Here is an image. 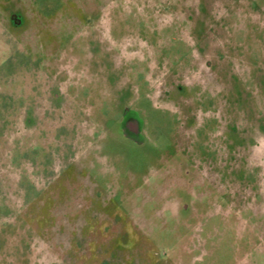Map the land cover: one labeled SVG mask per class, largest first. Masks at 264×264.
I'll list each match as a JSON object with an SVG mask.
<instances>
[{
    "label": "rangeland",
    "instance_id": "374dc122",
    "mask_svg": "<svg viewBox=\"0 0 264 264\" xmlns=\"http://www.w3.org/2000/svg\"><path fill=\"white\" fill-rule=\"evenodd\" d=\"M0 264H264V0H0Z\"/></svg>",
    "mask_w": 264,
    "mask_h": 264
}]
</instances>
